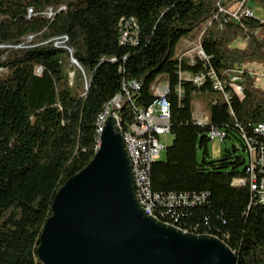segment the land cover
<instances>
[{
	"label": "trees",
	"instance_id": "obj_1",
	"mask_svg": "<svg viewBox=\"0 0 264 264\" xmlns=\"http://www.w3.org/2000/svg\"><path fill=\"white\" fill-rule=\"evenodd\" d=\"M239 1L227 0L223 6L231 9ZM252 1L264 10V0ZM216 4L217 0H0V50H4L0 51V264H41L36 251L54 196L91 161L99 144L97 118L123 82L133 80L141 83L135 100L142 108L153 102L156 85L164 83L170 89L173 140L165 159L152 165L153 191L209 193L205 205L180 212L178 225L161 222L187 230L199 226L192 233L225 242L235 253L236 264H264V202L247 211L248 189L231 186L234 179L246 177L244 145L236 124L264 123V92L254 87L253 78L233 83L227 79L228 88L243 90V97L233 94L229 105L211 101L206 113L210 124L224 129L227 140L233 138L238 146L209 160L207 129L195 126L192 114L197 97L215 92L209 86L197 92L177 75L176 53L182 42L199 37L219 77L238 63L246 67L264 62V19L240 23L228 19L223 24L221 17L213 19ZM60 6L66 10L54 19L43 17L49 8ZM29 8L33 16L26 19ZM134 18L140 44L122 47V27ZM63 36L66 48L55 47V40ZM238 39L244 46L238 47ZM21 41L24 49L16 50ZM69 54L81 69L71 63ZM181 69L196 74L203 67L183 62ZM179 85L181 97L175 91ZM126 104L122 102L124 125L130 121ZM247 135L260 138L264 147V136L254 126H247Z\"/></svg>",
	"mask_w": 264,
	"mask_h": 264
},
{
	"label": "water",
	"instance_id": "obj_2",
	"mask_svg": "<svg viewBox=\"0 0 264 264\" xmlns=\"http://www.w3.org/2000/svg\"><path fill=\"white\" fill-rule=\"evenodd\" d=\"M110 113L97 150L57 191L37 247L41 264H236L222 240L144 214L123 136Z\"/></svg>",
	"mask_w": 264,
	"mask_h": 264
},
{
	"label": "built area",
	"instance_id": "obj_3",
	"mask_svg": "<svg viewBox=\"0 0 264 264\" xmlns=\"http://www.w3.org/2000/svg\"><path fill=\"white\" fill-rule=\"evenodd\" d=\"M225 1L227 0H217V13L213 19L219 16L224 24L228 19L240 23L243 19L254 18L253 11L248 7V3L251 0H240L231 9L223 6ZM65 10L64 6H60L56 10L49 8V12H46L43 17L54 19L56 14ZM33 12L32 8L27 9L26 19ZM207 25H210V22ZM121 35L122 47H136L140 44V31L135 18L130 23L124 24ZM24 44L25 42L21 41L16 50L24 49ZM7 49L9 48H5V50ZM69 55L71 63L81 69L73 59L72 54ZM5 57V55H2V60ZM176 58L178 61L177 75L181 83L189 82L197 92L209 86L214 92L220 93L228 105L231 102L233 94L240 98L243 97V90L228 88L227 79H240L244 81L247 77L253 78L252 73L247 72L242 63L236 64L231 70L225 72L222 77H219L212 65V57L207 56L201 47L200 37L194 41H183L176 53ZM125 60L126 58L123 59V61ZM116 61V59H111V63H115ZM183 62L190 67L201 63L203 69L196 74L183 72L181 69ZM118 71L121 73V67ZM35 73L36 75H40L41 69L37 68ZM140 90L141 83L137 81L123 82L121 91L107 103L106 112L104 115H101L103 126L110 113L113 112L112 115L115 117L121 130L125 149L130 160L135 198L144 214L158 221H169L170 224L178 225L180 212L205 205L208 202L209 193H158L153 191L151 168L154 163L160 161L161 151L164 150L163 145L160 143V137L171 135V111L170 103L167 100L170 89L164 83L156 85L152 90L154 100L146 108L136 105L135 97ZM175 91L178 97L182 96L183 89L181 85ZM125 100L127 101L126 106L130 121L124 125L121 111L122 102ZM216 104V101L212 102V105ZM230 113L232 114L231 111ZM192 123L197 127L207 129L206 137L208 141H217L220 145L225 144L227 140L226 131L211 125L207 113H203L200 106L196 104L192 114ZM247 126H254L257 130H264V123L248 124ZM247 126L240 123L236 124V129L244 145V154L248 159L246 177L234 179L231 186L234 188L246 187L248 189L249 204L247 211H249L252 206L260 205L264 199V147L260 144V138H253L247 135ZM179 229L183 232L192 233L198 232L199 226L191 227L190 230L180 227Z\"/></svg>",
	"mask_w": 264,
	"mask_h": 264
},
{
	"label": "rangeland",
	"instance_id": "obj_4",
	"mask_svg": "<svg viewBox=\"0 0 264 264\" xmlns=\"http://www.w3.org/2000/svg\"><path fill=\"white\" fill-rule=\"evenodd\" d=\"M248 7L253 11L254 13V18L262 21L264 19V10L255 5L252 0L248 3ZM46 13V12H45ZM31 40V37L26 38V41L29 42ZM239 40V39H238ZM237 40V41H238ZM238 47L244 46L243 43L239 40L237 42ZM245 70L247 72H251L253 75V80H254V87L257 88L258 90L264 92V62H253L249 64L248 66L245 67ZM211 101H219V102H225L222 95L220 93H212V94H204L202 96H199L196 98L195 104L199 105L202 112L206 113V107ZM173 137L172 135H169L167 137H160V143L163 145L164 150L161 151L160 154V160L165 159V150L170 144L172 143ZM226 145L224 144L220 145L217 141L211 142L208 141L207 145V152L209 155V160H214V159H219L220 156L225 154V148L229 147V149L232 150V147L238 146V144L235 142L233 138L230 140L226 141ZM203 156V151L199 150L197 153V160L198 162L201 161ZM244 159H245V165L244 167L247 166V156L243 153Z\"/></svg>",
	"mask_w": 264,
	"mask_h": 264
},
{
	"label": "bare ground",
	"instance_id": "obj_5",
	"mask_svg": "<svg viewBox=\"0 0 264 264\" xmlns=\"http://www.w3.org/2000/svg\"><path fill=\"white\" fill-rule=\"evenodd\" d=\"M45 12H49V9L46 10ZM32 16H33V13H32V15H29L28 18H30ZM66 42H67V38L65 36H63V37H60V38L56 39L54 45H55V47L66 48V46H65V43ZM0 49H3V47L0 46ZM238 80L239 79H230V82L233 83V82H237ZM106 109H107V106L105 107V109H104V111H103V113L101 115H104L105 114ZM101 115L97 118V135H98V137L100 136L101 131H102V128H103V119H102V116ZM255 132L258 133V134H261L262 136H264V130H257V129H255ZM262 202H264V199L262 200Z\"/></svg>",
	"mask_w": 264,
	"mask_h": 264
}]
</instances>
